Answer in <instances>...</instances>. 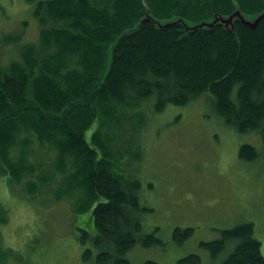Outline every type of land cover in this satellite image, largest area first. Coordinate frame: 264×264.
I'll return each mask as SVG.
<instances>
[{
	"label": "trees",
	"instance_id": "16d2710c",
	"mask_svg": "<svg viewBox=\"0 0 264 264\" xmlns=\"http://www.w3.org/2000/svg\"><path fill=\"white\" fill-rule=\"evenodd\" d=\"M27 1L42 28L39 42L21 45L18 60L0 65V168L9 167L18 181L35 171L25 164V155L14 160L11 155L19 144L26 152L32 133L41 144L58 147L60 170L67 165L65 156L78 154L82 165L78 160L74 166L88 188V210L81 214L92 210L77 227L86 245L83 259L133 264L127 254L137 244L163 241L155 231L144 232L143 214L149 208L141 201L138 173H118L107 161L110 149L101 129L87 132L98 115H112L113 129L124 134L129 112L125 117L119 108L126 107L137 118L129 134L136 139L145 121L143 102L154 98L153 109L160 112L209 93L227 125L258 132L264 140V18L255 26L236 19L234 29L223 22L193 28L181 21L157 23L172 17L208 21L236 9L252 15L264 10V0ZM239 155L252 161L260 152L244 143ZM194 231L176 227L173 239L182 245ZM254 232L253 222L241 223L202 246L217 259L236 242L220 264H264V241ZM177 264L203 260L193 253Z\"/></svg>",
	"mask_w": 264,
	"mask_h": 264
},
{
	"label": "rangeland",
	"instance_id": "374dc122",
	"mask_svg": "<svg viewBox=\"0 0 264 264\" xmlns=\"http://www.w3.org/2000/svg\"><path fill=\"white\" fill-rule=\"evenodd\" d=\"M238 10L250 22L264 15V10L249 15L236 9L208 21L191 23L172 17L157 23L181 21L193 28L223 22L232 28L240 17L234 15ZM41 28L27 0H0V65L18 60L21 45L39 42ZM209 97L207 93L187 105L169 104L160 112L153 109L154 98L143 102L140 111L145 121L136 139L129 134L137 118L132 119L126 107L119 108L125 117L129 112L127 119L123 116L124 134L113 129L116 119L112 115H98L87 132L89 136L101 129L110 149L107 161L116 164L118 173H138L141 201L149 208L143 214L144 232L155 231L163 241L149 247L137 244L127 254L133 264H177L193 253L202 257L203 264H220L236 242L217 259H212L202 242L245 222H253L255 237L264 241L263 137L227 125ZM31 138L26 152L19 144L11 155L13 160L25 155V164L35 169L32 174L18 181L9 167L0 168V264H96L83 259L86 245L77 229L92 211L81 214L88 210V188L74 163L79 160L82 165V159L78 154L65 156L67 165L60 170L58 147L41 144L35 133ZM244 143L255 146L259 158L242 159L239 152ZM122 149L126 150L120 157ZM176 227H194L195 231L178 245L173 239Z\"/></svg>",
	"mask_w": 264,
	"mask_h": 264
},
{
	"label": "water",
	"instance_id": "95a60500",
	"mask_svg": "<svg viewBox=\"0 0 264 264\" xmlns=\"http://www.w3.org/2000/svg\"><path fill=\"white\" fill-rule=\"evenodd\" d=\"M236 14H239L240 15V11L238 10L234 15H236ZM233 15V16H234ZM232 16V17H233ZM147 19H149V18H152L151 16H150V14H148V16L146 17ZM262 18H264V15H261L260 17H258L257 18V20L255 21V22H250V21H247V20H245L241 15H240V17L238 18V19H241L242 21H244L245 23H247V24H249V25H252V26H255L257 23H258V21L260 20V19H262ZM169 24V23H168ZM216 24V23H215ZM213 26V25H212ZM197 27H199V26H197ZM200 27H202V26H200ZM228 27V26H227ZM230 28V27H229ZM232 29H234V27H232Z\"/></svg>",
	"mask_w": 264,
	"mask_h": 264
}]
</instances>
